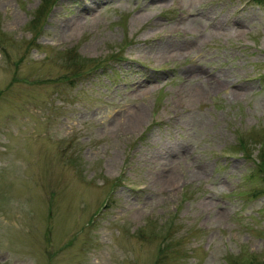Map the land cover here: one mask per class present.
<instances>
[{
  "label": "rangeland",
  "instance_id": "obj_1",
  "mask_svg": "<svg viewBox=\"0 0 264 264\" xmlns=\"http://www.w3.org/2000/svg\"><path fill=\"white\" fill-rule=\"evenodd\" d=\"M0 264H264V0H0Z\"/></svg>",
  "mask_w": 264,
  "mask_h": 264
},
{
  "label": "trees",
  "instance_id": "obj_2",
  "mask_svg": "<svg viewBox=\"0 0 264 264\" xmlns=\"http://www.w3.org/2000/svg\"><path fill=\"white\" fill-rule=\"evenodd\" d=\"M48 2H49V0H48ZM50 4V3H49ZM51 5V4H50ZM53 7V5H51V7L49 6L48 8H46L45 9V11H47L48 9H51ZM44 16H45V13H44V11H42L39 15H38V18H37V20L40 22L41 20H42V18H44ZM38 22V23H39ZM35 29V28H34ZM261 164H263L262 162H261Z\"/></svg>",
  "mask_w": 264,
  "mask_h": 264
},
{
  "label": "bare ground",
  "instance_id": "obj_3",
  "mask_svg": "<svg viewBox=\"0 0 264 264\" xmlns=\"http://www.w3.org/2000/svg\"><path fill=\"white\" fill-rule=\"evenodd\" d=\"M66 27V26H65ZM231 30H232V28H231ZM232 34V33H231Z\"/></svg>",
  "mask_w": 264,
  "mask_h": 264
}]
</instances>
